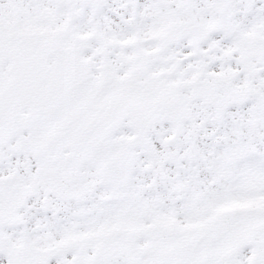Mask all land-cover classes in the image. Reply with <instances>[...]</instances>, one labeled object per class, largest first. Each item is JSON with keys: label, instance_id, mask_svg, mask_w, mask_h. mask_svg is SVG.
<instances>
[{"label": "snow or ice", "instance_id": "1", "mask_svg": "<svg viewBox=\"0 0 264 264\" xmlns=\"http://www.w3.org/2000/svg\"><path fill=\"white\" fill-rule=\"evenodd\" d=\"M0 264H264V0H0Z\"/></svg>", "mask_w": 264, "mask_h": 264}]
</instances>
